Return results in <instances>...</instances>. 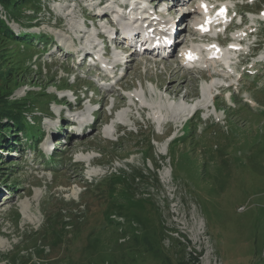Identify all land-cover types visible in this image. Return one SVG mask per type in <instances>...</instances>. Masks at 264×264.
I'll return each instance as SVG.
<instances>
[{"label": "rangeland", "instance_id": "1", "mask_svg": "<svg viewBox=\"0 0 264 264\" xmlns=\"http://www.w3.org/2000/svg\"><path fill=\"white\" fill-rule=\"evenodd\" d=\"M96 1L39 0L38 11L24 10L35 20L9 23L16 34L24 32L21 38L51 37L52 45L32 41L24 47L23 39L17 44L0 38V95L30 98L22 112L43 138L37 152L24 149L28 141L20 132L22 146L9 137L0 146V264H264V117L222 109L235 105L230 92L264 109V23L257 13L264 0L235 4L254 12L243 15L244 29L252 30L258 20L260 41L244 66L233 60L228 67L233 74L229 92L218 90L220 67L201 62L186 67L176 60L190 40L201 46L190 26H184V41L177 40L178 50L170 57L147 52L130 62L124 76L117 72L109 82L99 80L89 61L78 65L68 54L100 45L95 34L108 29V11L96 8ZM184 1L167 11L182 7V17L191 16L195 12L187 6L194 0ZM226 2L231 7L235 1ZM93 14L101 17L99 26ZM239 21L237 16L234 24ZM250 70L256 78L242 76L236 82ZM209 86L211 95L204 97ZM77 89L75 96L71 90ZM83 96L81 118L97 128L69 141L72 134L64 124L73 116L67 110ZM117 101L122 126L109 134L102 123ZM197 101L207 108L191 116ZM99 108L92 121L90 112ZM51 132L61 139L48 158ZM110 172L117 177L108 199L101 179ZM90 180L98 183L90 188ZM124 195L138 202L134 211L115 210ZM194 249L201 253L198 262L190 257Z\"/></svg>", "mask_w": 264, "mask_h": 264}, {"label": "trees", "instance_id": "2", "mask_svg": "<svg viewBox=\"0 0 264 264\" xmlns=\"http://www.w3.org/2000/svg\"><path fill=\"white\" fill-rule=\"evenodd\" d=\"M37 2H39V0H0V7H1V10H0V38H2L3 40L6 39L13 43L18 44L20 39H23L20 37L26 36V35L24 34V32L22 33L20 32L19 34L18 33L16 34L15 32H13L11 26L9 25V22L14 21L20 24L21 21L23 20L33 21L35 18H33V16H31L24 10L29 7H35V10L38 11L39 8H37L36 6ZM2 13H3L4 18L2 17ZM30 42L32 44V40L28 38H25L23 39V41H20V43H22L24 47L25 46L30 47L29 46ZM51 98H49L48 102L52 100ZM30 100H31L30 98H25L23 100H17V99L9 100L7 94L0 95V146L5 147L4 145L8 142L7 137L10 138V141H12L14 145L22 146V143L20 142V136L16 135L18 134V132H20V135L26 136V139L28 141L26 145H30L36 148V145L38 144V141L40 139L39 134L36 130L33 129V124L29 120L26 119L25 115L22 112L27 107V104L25 101L30 102ZM233 102L235 106L228 107L226 109L223 108L224 112L227 109L238 108L241 110H245L249 112L250 114L252 113L256 114L252 109H250L246 104H243L240 100L233 98ZM257 115L258 117H264V112L260 111L259 114ZM13 128L15 130H12ZM12 131L13 133H15L14 136L10 134V132ZM6 146H9V143ZM14 150L16 151L17 147H15ZM105 177H106L105 178L106 196L109 199L112 193L111 192L112 184L114 183V180L116 181L117 176L115 174L113 175V173L110 172L109 175ZM137 203L138 202L134 200L133 198L130 199L124 195V197H122L121 199V203H118L116 205L115 210L121 211L125 208V209H128L127 212L129 213L130 211H134ZM117 213L119 215V212ZM106 219L109 222L111 221L110 217L108 216H106ZM65 225L70 226L71 224L66 222ZM49 229H52V228H49ZM55 237L53 239H55ZM193 252H197V251L194 249ZM200 255L201 253L197 252L195 255L190 254V257L193 262H198Z\"/></svg>", "mask_w": 264, "mask_h": 264}, {"label": "bare ground", "instance_id": "3", "mask_svg": "<svg viewBox=\"0 0 264 264\" xmlns=\"http://www.w3.org/2000/svg\"><path fill=\"white\" fill-rule=\"evenodd\" d=\"M152 1L154 2V0H152ZM176 1H177V2H181V0H176ZM190 3H192V0L188 1V3H187V4H190ZM176 7H177V6H175V8H176ZM168 8H169V7H167L165 11H167V9H168ZM98 16H99V15H98ZM111 23H112V22H111ZM183 30H184V29H183ZM166 90H167V89H166ZM90 101H91V100H90ZM194 105H196V103H195ZM192 106H193V105H192ZM192 106H191V107H192ZM193 108H194V107H193ZM191 109H192V108H191ZM92 113H93V112H92ZM64 118H65V117H64ZM65 119H66V118H65ZM92 128H97V124H94ZM50 149H52V150H53V149H54V147H53V148H52V147H50ZM92 191H93V190H92Z\"/></svg>", "mask_w": 264, "mask_h": 264}]
</instances>
